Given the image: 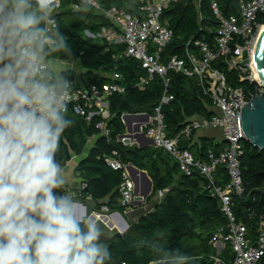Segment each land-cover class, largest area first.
I'll return each mask as SVG.
<instances>
[{"label":"trees","instance_id":"16d2710c","mask_svg":"<svg viewBox=\"0 0 264 264\" xmlns=\"http://www.w3.org/2000/svg\"><path fill=\"white\" fill-rule=\"evenodd\" d=\"M213 1L217 2L223 16L239 13L238 0H178L163 12L161 19L172 31V38L160 53L161 61L166 63L173 56L182 58L187 51L199 53L196 41L215 47L219 20L211 8ZM71 3V0L62 1L56 19L61 32L68 37L74 59L79 60V65L85 70L87 83H119L125 87V92L109 96L108 120H103L100 115L87 119L68 111L67 117L74 123L63 133L56 159L66 166L73 153L77 156L83 154L90 137L99 135L75 171L83 182L79 198L96 201L100 212L104 207L108 214L124 212L119 201L122 172L113 170L105 161V157L111 156L113 151L118 152V159L123 163H131L148 173L153 190L147 201L164 192L153 210L137 223H130L124 234L116 233L109 239L107 245L112 258L106 264H151L154 254L144 242L159 232L166 234L164 246L187 253L193 264H213L211 256L215 254V249L211 240L214 233L226 225L227 217L219 198L212 196L206 188L203 176L197 171L190 176L184 174L178 163L162 148H139L118 141V137L126 132L123 114L146 112L154 115L164 96L162 79L155 76L142 89L140 82L147 77V72L139 60L123 55L124 45L109 44L104 38L101 42H92L85 34L88 31L94 36L99 35L104 27L112 26V22L90 6L87 10L77 11ZM100 4L105 9L116 6L133 16L140 14L141 0H100ZM262 19L264 21V17ZM214 66L225 74L229 84L257 92V83L240 81L237 72L229 70L223 61ZM115 71L121 76L118 80L111 77ZM169 77V100L161 105V112L166 131L175 137L192 118L209 117L214 112L210 95L205 93L196 77L172 71ZM69 78L77 81L75 73ZM101 122L110 130L108 137L100 135V130L96 128ZM179 143L182 148L192 151L194 156L204 158L208 150L218 152L225 142L202 136L190 140L182 138ZM243 148L241 175L244 192L233 196V211L250 230H254L256 216L264 210V150H258L246 140L243 141ZM228 180L225 168H220L216 184L225 186ZM57 191L65 194L66 187ZM228 252L229 249L223 250L222 256L225 257Z\"/></svg>","mask_w":264,"mask_h":264},{"label":"clouds","instance_id":"9594fccd","mask_svg":"<svg viewBox=\"0 0 264 264\" xmlns=\"http://www.w3.org/2000/svg\"><path fill=\"white\" fill-rule=\"evenodd\" d=\"M61 0H0V264H106L111 253L99 224L72 194L56 159L77 62L56 19ZM92 0H82L77 11ZM164 232L145 241L151 264H193L164 246Z\"/></svg>","mask_w":264,"mask_h":264},{"label":"built area","instance_id":"2783aa9c","mask_svg":"<svg viewBox=\"0 0 264 264\" xmlns=\"http://www.w3.org/2000/svg\"><path fill=\"white\" fill-rule=\"evenodd\" d=\"M71 1L74 10L82 3V0ZM177 1L141 0L140 14L134 16L116 6L105 9L100 0H92L90 7L112 22V26L104 27L99 35L109 44L124 45L123 55L141 62L147 77L141 80L140 87L143 89L155 76H159L164 83L161 103L155 108L154 115L140 126V132L149 137L156 148L164 149L178 163L184 174L190 176L196 171L201 174L206 188L221 202L227 223L212 237L211 244L215 249V254L211 256L213 264H264V210L256 216L254 230H250L233 211V196L244 192L241 175V156L244 154L245 140L241 124L242 108L254 94H264V86L256 80L254 69V53L264 28V0H238L239 13L229 16H223L217 2L213 1L211 8L219 20L215 47L204 41H196L199 53L187 51L184 57L173 56L165 63L161 61L160 53L170 42L172 31L161 17ZM86 33L90 34L88 31ZM220 60L229 70L237 72L240 81L257 83V92L252 93L229 84L225 74L214 66ZM170 71L196 77L205 93L210 95L211 109L214 112L209 117L192 118L175 137L166 131L161 112V105L169 100L167 92ZM111 77L113 80L121 78L117 71ZM124 92L125 87L119 83H87L80 86L73 81L68 111L87 119L100 115L103 120H108L109 96ZM96 128L103 135L109 136L110 130L104 122L97 124ZM212 130L221 132L225 141L218 152L210 149L204 158H198L192 151L180 146V139L190 140L200 131ZM119 141L126 144L127 137L120 136ZM105 161L113 170L122 172L119 201L124 207V213L131 210L136 203H145L146 198L137 190L136 183L130 177L128 164L118 159V152L113 151L111 156L105 157ZM220 168H225L229 178L225 186L215 182ZM226 249H229L228 255L223 257L222 252Z\"/></svg>","mask_w":264,"mask_h":264},{"label":"water","instance_id":"95a60500","mask_svg":"<svg viewBox=\"0 0 264 264\" xmlns=\"http://www.w3.org/2000/svg\"><path fill=\"white\" fill-rule=\"evenodd\" d=\"M254 65L257 70V73L259 75L260 81L262 85L264 86V28L261 32L255 53H254ZM242 114H241V124H242V130L244 133V139L248 141L252 146L257 148L258 150H264V94L258 93L254 94L252 98L247 102V104L242 108ZM130 116H138L137 114L131 115V114H124V119ZM141 116H144L145 118L149 119L148 114H141ZM114 117V115H113ZM144 133H141L140 136H144ZM127 137V142L130 143L131 139L133 138L131 133L123 135ZM149 145H153V141L149 140L148 144L145 146L142 145V147H147ZM81 160H79L80 162ZM78 162V163H79ZM127 170L130 174V177L134 180L137 177L136 174H140L144 178H146L148 182V189L141 193V195L144 198H147L149 193L152 190L153 183L147 176L145 171H141L138 168H136L133 164L129 163L127 166ZM74 198L80 200L83 202V204L86 206L87 212L94 217L96 222L99 224L101 229L107 228L110 223V216L107 214L98 211L97 209V202L92 199H81L79 197Z\"/></svg>","mask_w":264,"mask_h":264},{"label":"crops","instance_id":"0c3cea01","mask_svg":"<svg viewBox=\"0 0 264 264\" xmlns=\"http://www.w3.org/2000/svg\"><path fill=\"white\" fill-rule=\"evenodd\" d=\"M77 62V70L79 68H81V66L79 65V60H75ZM81 70H83V75H81V73H79L78 71L75 72V75H76V78H77V81H75L78 85L82 86V85H85L87 84V81H86V76H85V70L83 68H81ZM146 112H140V113H132L131 115H135L137 114L138 116H130V117H127L124 119V114L122 115V121L125 125V128H126V132L125 134H128V133H131L132 135V139H131V142L130 143H126L125 145H130V146H133V145H136L137 147L139 148H143V146H145L146 144H148V141L151 140L149 137H147L146 135L144 136H140L142 132H140V126L145 122L147 121L148 119L145 118L144 116H141V114H145ZM129 114V113H127ZM148 114V113H146ZM76 115V114H75ZM149 115V114H148ZM150 116V115H149ZM217 131V130H216ZM216 131H206V132H199L196 137H202V136H209V137H213V136H210L208 133H213V132H216ZM124 134V135H125ZM100 135H103L101 132H100ZM99 136V135H98ZM98 136H93V137H90L87 141V146L86 147H89L91 149V147L94 146L95 142H96V139ZM120 137V136H119ZM119 137H118V141H119ZM196 139V138H195ZM217 139V138H216ZM218 140V139H217ZM223 138L219 141H222ZM195 141V140H194ZM121 142V141H120ZM225 142V141H224ZM123 143V142H122ZM124 144V143H123ZM149 146H154L153 145H149ZM155 147V146H154ZM86 149V148H85ZM89 149V151H90ZM85 151V150H84ZM89 153V152H88ZM81 155L77 156L75 155L74 153L72 154V158L71 160H73L74 158H77V157H80ZM87 156V155H86ZM82 159V158H81ZM80 159V160H81ZM70 160V161H71ZM69 161V162H70ZM79 164V163H77ZM66 167L70 170L71 172V175H72V180H73V183L72 184H69L68 186H66V193L65 194H72L73 196L75 197H79V193L83 187V182H82V178L79 177L78 173L75 171L77 165H73V166H68V163L66 165ZM71 167V168H69ZM137 168V167H136ZM140 170V169H139ZM141 171H144V170H141ZM146 172V171H145ZM147 176L149 177L148 173L146 172ZM137 177L135 178V183H136V188L137 190L140 192V193H144L147 189H148V182L146 180V178H144L143 176H141L140 174H136ZM149 179L151 180V178L149 177ZM152 181V180H151ZM153 183V182H152ZM152 190H153V186H152ZM152 190L151 192L149 193L148 196L151 195L152 193ZM147 196V197H148ZM161 200V199H160ZM159 200V201H160ZM157 201L155 204H154V207L156 206V204L159 202ZM146 202H147V198H146ZM147 207L148 205L147 204H144V203H136L133 208L131 210H129L127 213H120V212H113V213H110L108 214L106 212V208L104 207L102 209V212L107 214L108 216H110L109 220H110V223L108 225V227L106 229L110 230L112 232V234H116V233H120V234H123V231L127 230L126 228L129 227V222L131 223H137L142 216H144L145 214H147L149 211L153 210H149V211H146L147 210ZM123 216L126 218V220L128 221V224L125 222ZM125 224V226H124ZM112 235V236H113Z\"/></svg>","mask_w":264,"mask_h":264},{"label":"rangeland","instance_id":"374dc122","mask_svg":"<svg viewBox=\"0 0 264 264\" xmlns=\"http://www.w3.org/2000/svg\"><path fill=\"white\" fill-rule=\"evenodd\" d=\"M85 34H86V36L88 38L91 39L92 42H101L102 39H103V37L100 36V35L93 36V35H90L88 33H85ZM77 71L79 73H81V75H83V70H81V68H79ZM208 134L210 136H213V137L217 138L218 140H221L222 139V134L219 131H216V132H213V133H208ZM89 149H90L89 147H86L85 151L83 152V154L80 157L74 158L73 160H71L70 162H68V166L78 165L77 163L79 162V160L81 158L85 157L88 154ZM69 168H71V167H69ZM163 193L164 192H159L158 195L153 196L150 201H147V202L144 203V204H147L148 205L146 211H149V210L153 209L154 204L162 198ZM123 218H124L125 222L128 224V221L126 220V218L124 216H123ZM129 223H131V222H129ZM124 226H125V224H124ZM126 229L128 230V227ZM127 230L123 231V234ZM103 233H104V235L102 237V241L107 244L108 241H109V239L112 237L113 234L108 229H106L105 231H103Z\"/></svg>","mask_w":264,"mask_h":264},{"label":"bare ground","instance_id":"6f19581e","mask_svg":"<svg viewBox=\"0 0 264 264\" xmlns=\"http://www.w3.org/2000/svg\"><path fill=\"white\" fill-rule=\"evenodd\" d=\"M262 31H263V28H262ZM254 69H255V78H256V80H258L259 82H261L260 81V78H259V75H258V73H257V70H256V68H255V65H254Z\"/></svg>","mask_w":264,"mask_h":264},{"label":"flooded vegetation","instance_id":"af4514ba","mask_svg":"<svg viewBox=\"0 0 264 264\" xmlns=\"http://www.w3.org/2000/svg\"><path fill=\"white\" fill-rule=\"evenodd\" d=\"M105 230H106V228L102 229V231H105Z\"/></svg>","mask_w":264,"mask_h":264}]
</instances>
